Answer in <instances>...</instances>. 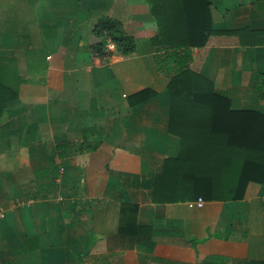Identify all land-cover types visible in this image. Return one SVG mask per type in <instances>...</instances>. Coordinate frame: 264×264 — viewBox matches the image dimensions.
<instances>
[{
  "label": "crops",
  "instance_id": "1",
  "mask_svg": "<svg viewBox=\"0 0 264 264\" xmlns=\"http://www.w3.org/2000/svg\"><path fill=\"white\" fill-rule=\"evenodd\" d=\"M159 4L162 24L151 0H0V83L14 96L0 118V264H264V181L237 200L187 199L189 162L174 159L188 149L154 63L208 29L189 69L231 110L264 115V0ZM104 17L133 53L106 38L92 53ZM63 143L95 149L59 158ZM170 159L175 200L153 201Z\"/></svg>",
  "mask_w": 264,
  "mask_h": 264
},
{
  "label": "trees",
  "instance_id": "2",
  "mask_svg": "<svg viewBox=\"0 0 264 264\" xmlns=\"http://www.w3.org/2000/svg\"><path fill=\"white\" fill-rule=\"evenodd\" d=\"M159 2L151 0V12L162 24L163 20L156 10ZM204 6L207 10L208 3L204 2ZM193 25L197 26V22ZM93 32L104 39V42L93 46V54L100 55L103 52L105 38L122 56L134 52L133 39L115 19H99ZM163 34L164 31L161 36ZM207 34L208 29L201 40L164 48L155 55L154 63L157 70L169 78V132L181 139L183 151L188 149L187 154L182 152L174 159L189 162V171H184V176L180 178L189 176L194 179L189 187L181 190L189 194L187 199L201 197L206 200L232 201L242 197L248 182L264 181V115L256 111L231 110L226 98L216 94L208 81L189 69V48L203 45ZM256 89L258 96L264 98V77L257 81ZM150 94L143 92L139 97L144 99ZM13 98L12 92L0 83V118L6 103ZM94 149L82 144L63 143L57 147L56 153L59 158H69L76 152ZM172 161L165 162V171L154 183L153 201L162 196L164 198L160 200H175L171 198L175 189L168 186L175 176L170 170ZM122 227L119 226V229L122 230Z\"/></svg>",
  "mask_w": 264,
  "mask_h": 264
},
{
  "label": "built area",
  "instance_id": "3",
  "mask_svg": "<svg viewBox=\"0 0 264 264\" xmlns=\"http://www.w3.org/2000/svg\"><path fill=\"white\" fill-rule=\"evenodd\" d=\"M107 46L109 48H112L113 47L110 43H107ZM201 205H202V200L201 199H198V206H201Z\"/></svg>",
  "mask_w": 264,
  "mask_h": 264
}]
</instances>
